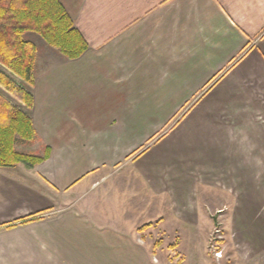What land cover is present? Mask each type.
<instances>
[{
	"label": "crops",
	"instance_id": "crops-1",
	"mask_svg": "<svg viewBox=\"0 0 264 264\" xmlns=\"http://www.w3.org/2000/svg\"><path fill=\"white\" fill-rule=\"evenodd\" d=\"M61 2L88 48L39 67L37 53L28 109L50 155L0 167V264H187L161 234L213 230L218 194L226 264H264V0ZM177 83L187 125L148 146ZM127 162L133 183L107 185L100 208L89 194Z\"/></svg>",
	"mask_w": 264,
	"mask_h": 264
},
{
	"label": "trees",
	"instance_id": "trees-1",
	"mask_svg": "<svg viewBox=\"0 0 264 264\" xmlns=\"http://www.w3.org/2000/svg\"><path fill=\"white\" fill-rule=\"evenodd\" d=\"M33 31L66 57H80L88 42L61 0H0V63L18 75L25 84L35 81L36 43L24 34ZM29 85L20 84L0 67V87L32 107L34 97ZM32 116L0 91V167H11L19 162L34 166L50 155L46 146L42 155L24 153L15 147L18 139L34 138ZM29 220H23L25 223Z\"/></svg>",
	"mask_w": 264,
	"mask_h": 264
},
{
	"label": "rangeland",
	"instance_id": "rangeland-1",
	"mask_svg": "<svg viewBox=\"0 0 264 264\" xmlns=\"http://www.w3.org/2000/svg\"><path fill=\"white\" fill-rule=\"evenodd\" d=\"M24 37L26 39H30L32 41H34L37 45V47L39 48L38 50V67L40 65H44L45 63L48 62L49 56L55 51L58 54H61L62 56H65L58 48L51 46L50 44H48L42 37L41 35H39L36 32L33 31H28L24 34ZM86 39V38H85ZM36 65V63H35ZM0 67L4 68L8 74H10L11 77H13L15 80H17L20 84L22 85H29V84H25L24 81L16 74H14L13 72H11L8 68L3 67V65L0 63ZM37 67V68H38ZM39 71V69H38ZM188 81V80H187ZM186 81V82H187ZM175 83V82H174ZM169 86V87H168ZM185 87H187V83L184 84ZM156 87V86H153ZM164 90L169 91V100L167 102H163L162 106H163V110H162V116L163 121L159 122L158 125L157 124V120L154 118L151 122L152 124V130H153V135L148 138V140L145 142H143L144 144H147L148 146H153L154 143L156 142V140H159L163 134H164V139L166 137H168L171 133L175 132L178 129H182L183 128V124L182 122H180V119L183 118V116L185 115L186 111H188L189 106L190 105H183L180 108H177L175 111H173L176 108V105H174L175 103H172L171 99H174L175 101H177L179 98H177L180 92H184V88L182 83H177V84H168L167 86H164ZM29 89L33 94V89L31 87V84L29 85ZM0 91L2 93H4L5 95H7L14 103L20 105L22 108H24L26 111H29V107H27L26 105H24L18 98H16L15 96H13L12 94H10L9 92H7L5 89H3L2 87H0ZM156 89H153L152 93L156 92ZM188 91V90H187ZM34 97V94H33ZM154 100V104H153V109H156V104H155ZM159 101V100H157ZM160 102V101H159ZM190 103V102H189ZM30 112V111H29ZM171 113L169 115V117L167 118L168 114ZM192 117L189 116V119ZM213 118V117H212ZM180 122V123H179ZM211 122H206L205 125L210 124ZM187 125V124H184ZM35 138V136H34ZM23 140V139H18L15 147L18 151H22L24 153H30V154H36V155H42L45 153L46 150V146L44 144L39 143V140ZM143 147H147L146 145H143ZM20 163H24V162H19L16 165L20 164ZM27 164V163H26ZM14 165V166H16ZM21 165V164H20ZM131 166L130 164H128V162L126 164H123L121 166L120 172L119 174H115L113 176V178L110 179V181H108L106 184H102L101 186L98 187V189L95 192H91L89 194L90 197L93 196V194H95V196H97L98 194H100L101 192L104 193L99 199V206L102 209H105L104 205L107 204V199L104 198L107 195V189H105V187L108 186H112L113 184L111 182L114 183V181L118 180L119 178H122L123 181H127V182H121L124 185H129V183H133V177L131 176ZM114 188V187H113ZM204 191H208L212 194H204L201 192V189L199 188V198L203 199L204 198H210V197H215L217 196L215 193V190H213L214 188L206 185L203 187ZM206 188V189H205ZM104 191V192H103ZM128 193H130L129 191L127 192H121L118 193V195L116 196V194L114 195V198H118L120 196V203L119 204H115L116 206L113 207L114 209L118 210V209H124V204L127 203L128 204V199L126 196H128ZM219 196L216 199H212L209 200L211 203V205L214 206L217 205L218 207H223V208H216L214 209L215 211H212V216H213V221H214V228L213 230H211L210 232H204L201 231L203 230V228L200 229V231L194 229L191 230L192 232H194L196 235H193L192 233L190 234V236H187V234H182L180 233L178 230H176V228H174V230H172V232H168V234H161V236H163L161 239H165L166 237H168V240L170 242H173L176 244V242L182 240L181 243H184L183 246L180 251H182L184 253V257H186V263L187 264H210L209 262V258L212 259L214 261V264H226L228 263V260L225 256V252H224V238H225V233L226 230L228 228V223H227V212H226V207L221 206L222 203H227L229 206L228 208L231 206L230 201L232 200L230 197L228 196H222L220 194H218ZM125 197V198H124ZM124 198V199H123ZM223 198H226V200H224ZM219 199H223V200H219ZM207 199L202 200L204 203L206 202ZM234 200V199H233ZM201 203V205H203L204 203ZM234 202V201H233ZM232 202V203H233ZM207 211L210 209L209 207H206ZM222 209V210H221ZM225 209V210H224ZM212 210V209H211ZM211 212V211H210ZM218 228V232H215V228ZM178 231V232H177ZM215 232V233H214ZM215 234L220 235V239H219V248L218 251L216 253L212 252L209 250V244H210V239H211V235ZM193 235L195 238L192 239ZM159 236V235H158ZM154 237L156 236V233H154ZM155 239V238H154ZM193 241L194 244H191V241ZM155 241V240H154ZM207 241V242H206ZM191 244V246H190ZM171 245V244H170ZM207 245V246H205ZM194 246V247H193ZM169 247L165 248V252L163 253V256L165 257H169V259H173L174 257H176L174 260H179L180 258V254L182 255L183 253L180 251H178L177 249H167ZM203 248H206V256L203 255ZM179 263V261H178ZM174 264H177L174 263Z\"/></svg>",
	"mask_w": 264,
	"mask_h": 264
},
{
	"label": "built area",
	"instance_id": "built-area-1",
	"mask_svg": "<svg viewBox=\"0 0 264 264\" xmlns=\"http://www.w3.org/2000/svg\"><path fill=\"white\" fill-rule=\"evenodd\" d=\"M215 232H218V228L216 227L215 228ZM214 232V233H215ZM220 235H215V234H212L211 235V239L209 240L210 241V244H209V250L216 253L218 251V248H219V239H220Z\"/></svg>",
	"mask_w": 264,
	"mask_h": 264
}]
</instances>
